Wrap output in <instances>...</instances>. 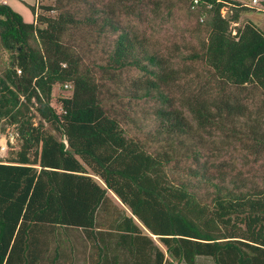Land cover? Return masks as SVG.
Instances as JSON below:
<instances>
[{"label": "trees", "instance_id": "1", "mask_svg": "<svg viewBox=\"0 0 264 264\" xmlns=\"http://www.w3.org/2000/svg\"><path fill=\"white\" fill-rule=\"evenodd\" d=\"M72 1L40 7L55 15L32 5L30 22L0 3V49L9 60L0 75V126H12L18 144L9 138L0 159V264H73L74 247L68 253L64 243L72 231L82 232L88 264H194L200 256L264 264V186L227 184L201 163L202 137L192 140L199 131L239 126L264 152V27L248 18L231 28L264 10L238 0H200L195 8L182 0L198 21L186 29L192 40L165 57L116 21V4H91L83 15L69 9ZM120 1L127 16L143 1L171 15L164 0ZM84 27L116 33L98 65L100 80L65 38ZM124 68L141 73L118 100L151 103L156 134L178 147L190 140L194 167L174 172L178 152L149 150L106 104L109 72ZM56 85L63 94L55 97Z\"/></svg>", "mask_w": 264, "mask_h": 264}, {"label": "rangeland", "instance_id": "2", "mask_svg": "<svg viewBox=\"0 0 264 264\" xmlns=\"http://www.w3.org/2000/svg\"><path fill=\"white\" fill-rule=\"evenodd\" d=\"M13 8L19 12L24 20L32 19V12L30 6L34 5L35 0H9ZM88 1V3H87ZM120 0H74L69 5V9L76 14L82 13L83 15L88 12V5L95 4L97 7H103L104 4L117 5L116 21L123 25H128L137 31V34L142 38L143 45L147 49L155 50L165 57H169L174 53L175 45L180 43L184 47L183 41L192 40L187 32V27L193 25L198 21V15L195 11L191 10L188 2L182 0H164L167 5L171 6V15H166V10L161 7L159 13H154L153 3L148 2L139 3L135 2L134 9L137 8L138 14L135 16H127L120 11ZM57 0H39V6L36 9L37 14L55 15L57 11H44L40 7L44 5H55ZM126 4L127 0H122ZM163 2V4L165 5ZM41 5V6H40ZM162 14V17L160 15ZM34 19H36V14ZM254 20L259 27H264V13L252 11L249 15L243 16L242 19L235 23H231V28L244 23L246 19ZM33 19V21H34ZM116 33L106 31L98 34L94 27L89 28H71L65 36L66 40L75 48L81 55L82 63L91 67L97 79H101L104 75V70H100L98 65H104L107 62L108 54L112 51L113 43ZM8 53L2 52L0 49V75L8 66ZM182 64V63H181ZM202 70L201 66L195 64ZM114 73L113 80L105 81L103 87V98L108 106L116 109L119 114L120 121L124 120L122 125L125 127L128 135L136 136L146 143L149 150H176L178 153L175 160L171 162V167L176 173L179 170L186 169L187 167H194L192 153L190 152V140L184 146H177L174 141L172 145L165 139L163 135H157L155 132V124L152 114H150L151 106L149 102L132 101L128 103L127 97H122L118 100L120 95H123L124 87L128 84L129 80L140 75L141 72L136 69L124 68L122 70H110L109 73ZM202 73V72H201ZM105 76V75H104ZM61 88L56 85L54 87V96L63 94ZM264 115V110L262 111ZM129 116L130 123L125 121V117ZM190 119V116H187ZM37 120V118L35 119ZM2 126V124L0 123ZM0 126V142L3 141V135L12 133L14 128L12 126L5 127V131H1ZM228 129L230 126L224 127L222 130H215L212 135L199 131V134L192 139L195 141L199 135L203 139V146L201 148L200 161L205 167H209L212 173H219L225 178L227 184L232 180L237 182L244 181L246 185L264 186V152H255L253 141L248 139V133H239V126H236L235 132L232 133ZM242 129V128H241ZM260 131L264 132V118ZM240 137V138H239ZM9 141V140H8ZM13 147L18 148L17 142L14 138L11 139ZM3 143V142H2ZM184 147V148H183ZM185 148H189L186 151ZM8 149V148H7ZM9 151V149H8ZM5 152L0 151V159H4ZM176 174L173 175V177ZM71 242H64L66 251L70 253L69 246L73 245L71 252V260L73 264H88L89 253L87 244L84 246V239L81 240L82 232L72 231L70 235ZM81 238V239H80ZM53 246V244L51 245ZM85 261V263H83ZM194 264H214L209 257L200 256Z\"/></svg>", "mask_w": 264, "mask_h": 264}, {"label": "built area", "instance_id": "3", "mask_svg": "<svg viewBox=\"0 0 264 264\" xmlns=\"http://www.w3.org/2000/svg\"><path fill=\"white\" fill-rule=\"evenodd\" d=\"M216 2H223L225 0H215ZM240 1L242 4H246V5H250L253 7H256L257 9H263L264 10V0H238ZM200 0H192L191 2V7L195 8L199 5ZM222 14L225 13L226 9L225 7L222 8ZM233 34H235V31H233ZM21 70L17 68V73H20ZM65 87H68V85H65ZM9 138H13V134L12 133H8V135H3V143L0 142V151L1 152H5L8 148L7 145V141Z\"/></svg>", "mask_w": 264, "mask_h": 264}, {"label": "crops", "instance_id": "4", "mask_svg": "<svg viewBox=\"0 0 264 264\" xmlns=\"http://www.w3.org/2000/svg\"><path fill=\"white\" fill-rule=\"evenodd\" d=\"M0 3H6V4L10 5V6L13 8V6L11 5V3H10L9 0H0ZM34 6H35L36 9H37V7L39 6V0H35ZM13 9H14V8H13ZM14 10H15V9H14ZM15 11H16V10H15ZM18 13H19V12H18ZM34 17H35V16H33V14H32V19L29 20L28 22L32 21V20L34 19ZM25 21H27V20H25ZM83 263H85V261H84Z\"/></svg>", "mask_w": 264, "mask_h": 264}]
</instances>
